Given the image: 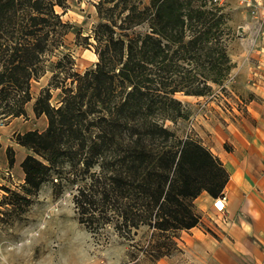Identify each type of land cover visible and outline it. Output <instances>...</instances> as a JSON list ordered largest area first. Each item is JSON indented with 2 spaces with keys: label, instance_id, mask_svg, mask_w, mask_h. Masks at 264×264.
Here are the masks:
<instances>
[{
  "label": "trees",
  "instance_id": "obj_1",
  "mask_svg": "<svg viewBox=\"0 0 264 264\" xmlns=\"http://www.w3.org/2000/svg\"><path fill=\"white\" fill-rule=\"evenodd\" d=\"M115 1L98 4L101 21L90 36L96 66L72 73V89L57 82L37 98L34 110L49 124L18 135L34 153L21 164L22 191L9 188L3 205H32L46 183L56 196L72 185L83 225L92 232L113 226L129 240L146 227L150 237L138 247L159 261L181 250L182 231L201 223L197 198L205 191L220 197L230 180L220 157L200 139L179 135L167 120L191 115L177 94L207 96L213 84L224 85L235 66L233 27L218 2ZM65 5L0 0V121L27 115L33 81L73 28L57 10ZM52 87L62 88L58 106ZM9 163L16 164L14 151Z\"/></svg>",
  "mask_w": 264,
  "mask_h": 264
},
{
  "label": "rangeland",
  "instance_id": "obj_2",
  "mask_svg": "<svg viewBox=\"0 0 264 264\" xmlns=\"http://www.w3.org/2000/svg\"><path fill=\"white\" fill-rule=\"evenodd\" d=\"M100 1L65 0L64 7H57V10L63 14V19L73 25L65 36V45L55 49L48 56L47 71L41 78L33 81L34 99L27 105V115L0 121V253L8 257L9 264H45L49 258L58 257L65 250L66 240L78 230L91 237L92 246L101 257L108 255L110 251H115L122 257L124 264H199L198 261L192 259L193 256L183 253L184 250L188 252L191 247L184 239V237L189 238L187 234L189 230L182 231L178 238L181 250L159 261H153L151 256L141 253L138 247V245L145 244L150 237V231L146 227H142L135 234V240L121 237L115 230L119 239L117 240L114 236L113 240L109 241L107 236L109 229H115L113 226H107L98 232L90 231L79 221L74 202L77 188L72 185L67 187L63 195L56 196L52 183H46L33 197L32 205L18 210H15L11 204L3 205L9 200L7 199L9 188L18 192L22 191L25 184V173L20 161L28 154L34 153L29 147L18 143V135L36 129L44 131L49 124L47 115L38 116L34 110L37 98L46 88H50L57 82L72 89L75 85L72 73H84L94 68L99 61L94 45L95 39L90 36H93L95 26L101 21L98 11ZM124 1L116 0L115 2L124 3ZM206 1L218 2L229 14V24L233 27V33L229 39V51L236 68L232 69L223 86L213 84L214 91L207 96L177 94V97L187 104L191 115L176 121L167 120V124L179 135L183 137L192 135L204 144L213 141L214 136L206 123L214 127L213 129L217 126L225 129L227 119L234 120L239 113H243L242 110L246 111L250 99L259 100L256 95L258 87L256 74L258 72L255 68L253 70L247 68L242 62L247 56H251V53H246L250 47L264 46V15L260 12L261 5L256 9V7L249 6L247 0ZM109 6H113V3L107 4L106 8ZM79 33H81L80 36ZM66 54L68 57L64 58ZM59 60L63 62L57 67ZM246 60L248 61V58ZM259 71L264 74L263 68ZM67 76L70 77L67 78ZM51 91L52 103L60 105L62 88L52 87ZM11 151L15 152L16 157L14 167H11L9 163ZM197 208L199 209L198 205ZM41 223H47L48 230L42 234L41 239L30 251L22 254L9 251V248L23 240L30 230L38 229ZM205 228L207 231H212L208 227ZM212 234L218 237L216 233Z\"/></svg>",
  "mask_w": 264,
  "mask_h": 264
},
{
  "label": "crops",
  "instance_id": "obj_3",
  "mask_svg": "<svg viewBox=\"0 0 264 264\" xmlns=\"http://www.w3.org/2000/svg\"><path fill=\"white\" fill-rule=\"evenodd\" d=\"M255 5L256 9L261 5L264 15V0H255ZM246 53L251 56L242 64L258 72L259 100L250 99L246 111L227 119L225 129L206 123L214 136L205 144L224 162L230 180L223 213L216 210L215 198L207 191L196 200L202 219L189 230V238L184 237L191 247L183 253L199 264H264V74L259 71L264 69V46L250 47Z\"/></svg>",
  "mask_w": 264,
  "mask_h": 264
},
{
  "label": "clouds",
  "instance_id": "obj_4",
  "mask_svg": "<svg viewBox=\"0 0 264 264\" xmlns=\"http://www.w3.org/2000/svg\"><path fill=\"white\" fill-rule=\"evenodd\" d=\"M47 230L48 224L41 223L38 229L30 230L26 237L9 248V251L17 254L30 251ZM114 236L119 239L115 229H109L107 239L112 241ZM101 260L103 264H124L122 257L115 251H110L108 255L101 257L92 246L91 237L77 230L66 240L65 250L58 257L49 258L45 264H101ZM0 264H9L8 257L3 253H0Z\"/></svg>",
  "mask_w": 264,
  "mask_h": 264
},
{
  "label": "built area",
  "instance_id": "obj_5",
  "mask_svg": "<svg viewBox=\"0 0 264 264\" xmlns=\"http://www.w3.org/2000/svg\"><path fill=\"white\" fill-rule=\"evenodd\" d=\"M248 5L251 7H256L255 6V0H247ZM254 12H257V10H253ZM228 201V195L226 192H224L220 197H217L214 199V205L220 213H223L226 209V204Z\"/></svg>",
  "mask_w": 264,
  "mask_h": 264
}]
</instances>
